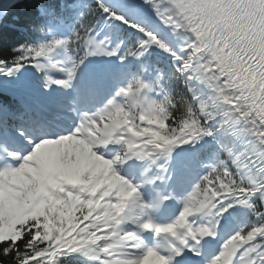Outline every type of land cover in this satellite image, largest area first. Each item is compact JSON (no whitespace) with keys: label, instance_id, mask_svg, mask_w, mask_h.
<instances>
[{"label":"snow or ice","instance_id":"6c2138e0","mask_svg":"<svg viewBox=\"0 0 264 264\" xmlns=\"http://www.w3.org/2000/svg\"><path fill=\"white\" fill-rule=\"evenodd\" d=\"M0 264H264V0H0Z\"/></svg>","mask_w":264,"mask_h":264}]
</instances>
